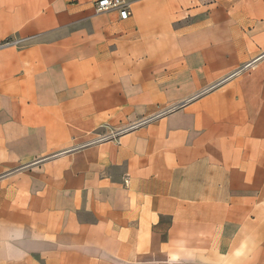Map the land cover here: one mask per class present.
I'll return each instance as SVG.
<instances>
[{"label":"crops","instance_id":"1","mask_svg":"<svg viewBox=\"0 0 264 264\" xmlns=\"http://www.w3.org/2000/svg\"><path fill=\"white\" fill-rule=\"evenodd\" d=\"M97 1L0 0V264H264V0Z\"/></svg>","mask_w":264,"mask_h":264},{"label":"built area","instance_id":"2","mask_svg":"<svg viewBox=\"0 0 264 264\" xmlns=\"http://www.w3.org/2000/svg\"><path fill=\"white\" fill-rule=\"evenodd\" d=\"M113 9H117L119 11V15L122 19H126L131 13L130 5H129L127 0H98L96 3V10L98 12L106 11V10H113ZM19 43H21V39H19V38H16V39L2 38L0 36V48L5 47V46H9V45H17ZM219 83H217V84H219ZM210 88H208V89H210ZM208 89H206V90H208ZM160 114H162V113H160ZM153 118L154 117H149L147 119H143V120L139 121L138 123H134V124L126 126V127H120L118 129L112 130L109 133H105V134L101 135L97 140H107V139L118 137L120 134H122V133H124V132L138 126V125L144 124Z\"/></svg>","mask_w":264,"mask_h":264}]
</instances>
